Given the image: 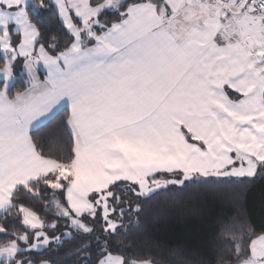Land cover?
Returning a JSON list of instances; mask_svg holds the SVG:
<instances>
[{
	"label": "snow or ice",
	"instance_id": "1",
	"mask_svg": "<svg viewBox=\"0 0 264 264\" xmlns=\"http://www.w3.org/2000/svg\"><path fill=\"white\" fill-rule=\"evenodd\" d=\"M261 181L264 0H0V264H163L118 239L145 202ZM199 264H264V229Z\"/></svg>",
	"mask_w": 264,
	"mask_h": 264
},
{
	"label": "trees",
	"instance_id": "2",
	"mask_svg": "<svg viewBox=\"0 0 264 264\" xmlns=\"http://www.w3.org/2000/svg\"><path fill=\"white\" fill-rule=\"evenodd\" d=\"M51 29L55 31V22ZM242 187L221 185L192 187L182 192L164 191L144 203L139 227L129 225L127 235L122 232L118 239L124 242L126 250L151 253L163 264L178 257L192 264L206 262L213 255L222 223L233 217H246L257 231L264 229V181L249 185L251 190L246 194H237ZM95 227L99 233L101 224ZM74 243L77 242L67 241L58 249L60 264H76V261L84 264L83 253L80 257H70L66 252ZM92 243L95 245L94 240ZM97 258L98 254L91 255L93 264Z\"/></svg>",
	"mask_w": 264,
	"mask_h": 264
}]
</instances>
